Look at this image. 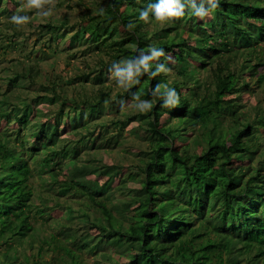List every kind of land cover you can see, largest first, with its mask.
I'll list each match as a JSON object with an SVG mask.
<instances>
[{"label": "trees", "instance_id": "1", "mask_svg": "<svg viewBox=\"0 0 264 264\" xmlns=\"http://www.w3.org/2000/svg\"><path fill=\"white\" fill-rule=\"evenodd\" d=\"M22 2L0 0V13L23 14L17 9ZM94 3L100 8L78 23L41 26L50 34L46 44L59 45L73 28L71 43L109 55L98 61L99 70L150 45L164 49L158 62L170 70L142 74L114 93L100 86L95 95L73 97L65 94V81L50 80L44 87L50 95L36 92L18 102L8 94L21 82L35 84L36 65L17 61L0 68L8 71L4 91L0 87V264H86L85 254L95 264H264V151L255 158L264 142V114L245 120L234 97L250 89L247 75L264 80L258 71L264 0H220L205 18L186 14L158 28L148 25L161 21L137 18L146 0ZM17 32L3 33L15 48L22 46ZM235 51L239 66L224 56ZM74 78L87 82L89 74ZM157 83L174 87L180 104L162 108L150 94ZM133 93L152 107L138 111ZM106 108L115 117L96 122ZM127 126L138 140L135 159L93 160L118 143ZM67 127L73 137L61 141ZM110 128L106 145H97ZM80 145L95 152L79 162ZM124 189L127 196L118 198L116 191ZM70 200L79 204L78 215ZM39 231L45 236L36 245ZM23 242L36 251L21 254Z\"/></svg>", "mask_w": 264, "mask_h": 264}, {"label": "rangeland", "instance_id": "2", "mask_svg": "<svg viewBox=\"0 0 264 264\" xmlns=\"http://www.w3.org/2000/svg\"><path fill=\"white\" fill-rule=\"evenodd\" d=\"M96 1L101 2L104 0H41V8L27 7L26 0H23L22 4H20V7L18 6L17 9L18 11L20 9H23V14L27 15L29 17V20L25 24L19 26L11 23V16L6 13H0V68L2 66L6 68L8 66H11L12 64L14 65L15 63H17V61H23L27 65H30L32 63L36 65V74L34 76L35 84H33L31 87H28L27 83L21 82L19 87L14 88V90L8 94L9 99L10 97H13L14 101L17 100L18 102H21V100H25L26 97H32L33 95H35L36 92L50 95V93H52L53 91L51 89L44 88L46 86H48L49 88L51 87L50 80H57L58 82H61L62 80L65 81V94L71 97L79 96L80 93H83V91H88V93L95 95L100 86H102L106 90H110L111 93H114L117 89H120L122 87L121 85H118L116 83L115 77H109L108 68L99 70L100 66L98 65V61L100 59H109V55H107L104 51L98 53L86 50V43L70 42V37L76 29L72 28V30H70L71 32L65 37V40L61 41L59 45L50 42H47L46 44L45 41H48L50 34L46 32H41V26L45 25L49 21L59 22L61 20H67L68 25H72L82 20L83 16L86 15V12L88 10H91V12L95 14L97 8H100L101 5H95L94 2ZM50 5L53 7L52 14L49 16L42 15L43 9L48 8ZM164 25V22H157L155 24L154 22H152L151 24L149 23L148 26H151L152 28H158ZM14 29L18 30V37L20 38V42L22 43V46H20L19 48H15L13 45L7 44L9 38L7 39L6 35H11ZM3 33L7 34L4 36ZM49 44L52 45L53 50L56 49V52L47 48V45ZM260 47V53L263 52L262 61L264 62V42H262V45ZM28 53H31L32 56V59L30 61L28 58L25 57V55ZM224 56L231 57V61L236 62L238 66L241 63V55H239L236 51L224 53ZM254 61H256V58H254ZM94 68L95 70H93ZM100 71H102L103 74L97 75ZM258 71L264 72V64L259 68ZM83 73L89 74V80L87 82H84L83 80L77 82L74 77ZM6 74H8L7 70L0 71V87L2 91H4V87L8 83ZM198 76L202 75L199 74ZM246 77L250 81V89L241 94L240 92H236L239 95H234L235 104L239 105L238 109L240 116L243 115L245 117V120L255 121L259 117V114H264V80L262 82H258L257 76L255 75H247ZM207 78L208 77H203V82L206 81ZM34 89H36L37 91ZM17 95H21V97L17 98ZM126 103L128 105L125 106V110L127 114H129L134 109L132 107L134 101ZM1 105L5 107L4 104L0 103V106ZM46 107L47 109H53L58 107V104H47ZM108 109L109 108H106L104 110L105 112L102 113L101 116L95 121L102 122L105 119L106 121H108L109 119L115 117L113 113ZM44 118L42 116L40 119ZM60 127H63V125H61ZM111 131L112 128H110L109 132L105 133L102 138H99L96 142L97 145H106L103 143H105L106 140L110 138L109 135L110 133L112 134ZM262 132H264V130ZM69 137H73V132H71L70 127H67L65 130L61 131L60 139L61 141H66ZM112 143L113 146L107 152L101 151L103 149L99 148V151L101 152H97L93 160L101 159V156L103 155H107L114 162L120 163H129L131 161V158L132 160L135 159V156L133 155L134 153L131 151L133 150V148H136L138 140L135 138V134L130 133L128 126L124 131V134L121 135L119 142ZM146 143V141L142 142L143 147L147 145ZM79 149H83L78 158H76L79 162L88 160L89 154L95 152L94 149L89 150V148H84V146L82 145L79 146ZM263 151L264 142L263 146L261 147V150H258V152L256 153L255 158L258 159L262 155ZM35 184L38 185V181H36ZM116 192L118 198H124L127 196L126 189H124L122 192ZM72 203L73 213L74 215H78L76 209L79 208V204L75 201H72ZM53 213L57 214V212ZM81 219L85 220L84 218ZM78 221L79 217H76L74 222L76 223ZM44 228L47 229V226L40 227V229ZM44 236L45 234L39 231V234L34 237L36 241V243H34L38 245V241ZM19 251L21 252V254H23L22 252L24 251L26 253H31L33 251H36V247L30 249L28 248V243L23 242L19 245ZM85 258L86 264H95L94 256H92L91 254H85Z\"/></svg>", "mask_w": 264, "mask_h": 264}, {"label": "clouds", "instance_id": "3", "mask_svg": "<svg viewBox=\"0 0 264 264\" xmlns=\"http://www.w3.org/2000/svg\"><path fill=\"white\" fill-rule=\"evenodd\" d=\"M220 0H146V5L139 9L138 20L147 23L149 18L155 21L171 22L173 18L191 15L194 17L205 18L211 15L219 7ZM27 7L41 8V0H26ZM53 7L43 9L42 15L52 14ZM103 11V9H101ZM29 20L24 14L13 13L10 21L14 25H23ZM133 29L135 24L129 22L126 26ZM165 55L164 49L150 45L147 52H141L133 59L120 60L114 62L109 69V77H115L118 85L128 87L129 83H138L139 76L147 74L155 77L159 73H167L170 69L163 63L158 62V58ZM155 66L153 67V63ZM152 96L159 97L162 108H172L180 104V95L174 87L157 83L151 89ZM132 99L136 101L134 107L144 112L152 107L151 101L141 99L137 94H132ZM125 102H121L124 107Z\"/></svg>", "mask_w": 264, "mask_h": 264}]
</instances>
